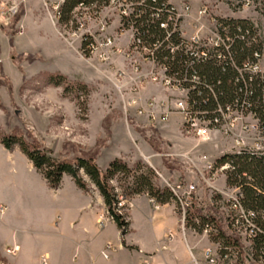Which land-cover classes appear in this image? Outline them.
Returning <instances> with one entry per match:
<instances>
[{
  "label": "rangeland",
  "instance_id": "rangeland-1",
  "mask_svg": "<svg viewBox=\"0 0 264 264\" xmlns=\"http://www.w3.org/2000/svg\"><path fill=\"white\" fill-rule=\"evenodd\" d=\"M59 1L0 0V139L13 133L33 140L57 160L93 157L102 171L115 158L130 167L142 163L155 172L154 185H182L180 192L193 185L194 199L185 226L182 228L181 209L172 201L179 221L178 230H173L178 236L173 241L169 234L164 235L161 243L174 246V256L185 258L188 264H206V249L213 251L217 264H264L261 255L255 259L244 231L232 225L233 214L224 200L211 197L210 185L224 191V196L230 193L224 177L218 174L210 185L200 177L201 159H213L230 142L215 132L209 142L186 135L179 129L177 117L163 121L137 115L135 108L127 105L133 98L143 103L164 93L148 78L139 94L130 92V80L142 79L140 74L148 73L151 66L137 53L129 59L112 56L103 61L101 48L89 55L80 51L82 32L94 34L97 43L111 36L122 46L116 8H104L97 16L90 10H77L73 23L63 25L53 14ZM170 1L180 7L189 2L194 11L203 5L216 12L227 11L220 0ZM77 21L84 24L78 32L74 30ZM103 25L105 30L100 32ZM129 61L140 65L139 72ZM80 174L88 192L78 189L67 175L59 188L52 190L18 146L8 151L0 144V208L4 210L0 214V264H12L10 260L16 256L7 255L5 249L14 245L20 248L19 258L32 260L30 264H38L43 253L49 257L48 264H139L144 256L137 248L119 249L118 229L106 220L109 216L104 206H98L96 188L82 171ZM111 185L121 194L117 181ZM134 205L135 238L144 240V235L150 234L153 206L144 197ZM129 208L125 205L126 214ZM102 214L103 225L96 223ZM202 215L213 219L209 222L214 228L211 233L194 231ZM44 222L53 226L44 227ZM219 230L232 245L227 247L232 256L229 262L221 258L220 250L227 241ZM106 242L117 248L107 261L100 256ZM165 254L157 251L148 260L165 264Z\"/></svg>",
  "mask_w": 264,
  "mask_h": 264
},
{
  "label": "built area",
  "instance_id": "built-area-1",
  "mask_svg": "<svg viewBox=\"0 0 264 264\" xmlns=\"http://www.w3.org/2000/svg\"><path fill=\"white\" fill-rule=\"evenodd\" d=\"M65 1L60 0L53 6L57 22ZM150 2L103 0L101 5L96 3L91 7L80 5L75 8L70 21L72 23V20L76 19L77 10H90L97 16L104 8H116L119 16L117 32L118 36L123 38L120 40L122 46H118L117 40L111 36H105L97 43L94 34L82 32L80 51L89 55L101 48L103 54L100 59L103 61L111 60L112 56L129 59L130 54H139L140 60L151 68L148 73L140 74L143 76L142 79L130 80V92L139 94L145 78H148L150 83L159 86L164 93L161 92L159 97H150L143 103L138 98H133L127 105L135 108L137 115L163 121L177 117L180 119L179 129L186 135L209 142L212 140V132H215L221 135L220 138H224L225 142H230V146H223V150L213 159L208 160L206 157L201 159L203 167L200 177L208 185L218 174L224 177L225 187L230 189V193L224 196V191L210 185L211 197L224 200V204L233 214L232 225L242 229L244 239L252 242L260 233L254 223L256 213L244 209L242 186L230 185L228 178L236 170L230 158L248 157L264 160V96L258 103H253L251 99L259 90L264 95V0H220L219 2L226 7V12H216L205 5L194 11L189 2L183 3L181 7L174 5L170 0ZM149 9L153 10L152 22L166 32L163 42H150L146 33L142 31L145 24L141 19L148 18ZM82 25L84 26L77 21L74 30L79 31ZM104 30L103 25L100 32ZM170 57L173 64L179 61L182 73L178 67L170 65L168 60ZM129 64L132 65V62L129 61ZM139 66L132 68L139 72ZM204 66L232 72L235 75L234 85L238 88L237 97L232 101H225L224 93H217L212 85L201 78L198 68ZM218 84L221 85L220 82ZM242 177L247 185L253 183L246 173H243ZM168 187L181 209L183 228L186 212L192 207L195 187L189 185L184 192H180L182 185ZM255 189L258 193L264 194L263 190ZM150 203L154 210L159 209V205L154 204L153 200H150ZM125 205L132 206L120 196L118 207L122 208ZM3 211L0 208V214ZM103 219L102 214L98 223L103 225ZM109 219L111 220L110 217L106 220ZM213 229L211 223L194 224V231L211 233ZM168 239H173L172 233H169ZM228 250V248L220 250L221 258L227 262L232 258ZM17 252V247L5 249L7 255L15 256ZM116 252L117 248L107 243L101 251V256L107 261L109 254ZM203 255L206 264H217L211 249H206ZM41 261L42 264H46L45 258ZM141 264L151 263L145 258Z\"/></svg>",
  "mask_w": 264,
  "mask_h": 264
},
{
  "label": "trees",
  "instance_id": "trees-1",
  "mask_svg": "<svg viewBox=\"0 0 264 264\" xmlns=\"http://www.w3.org/2000/svg\"><path fill=\"white\" fill-rule=\"evenodd\" d=\"M102 1L66 0L61 8L59 24H68L71 21L73 10L78 6L91 7L96 3L97 5H101ZM150 1L149 3H151ZM165 1L157 0V3ZM151 12L153 10L149 11L146 20L145 18L141 19L145 24L142 31L146 33V37L150 42H163L166 37V32L158 24L152 22ZM168 60L170 65H172L173 60H171V57ZM178 62L174 63L173 66L178 67L182 73L183 70L179 67ZM198 70L201 78L206 80L209 85H212L217 93L222 92L225 94V101H232L233 98L237 97L238 88L234 85L235 75L232 72L229 70L223 72L220 68L212 66L200 67ZM219 82L221 85L218 84ZM205 94L208 95L207 92ZM263 96V92L259 90L252 96V102H260ZM0 144L8 151H12L14 146H18L20 151L31 163L33 169L41 174L47 186L52 190H57L63 175H67L73 180L78 189L88 192L89 186L80 174L82 171L98 191L103 200L104 208L111 218V221L116 225L121 237L128 233L129 222L127 220V214L124 212V207H118L120 196L130 200L138 195H146L156 205L161 206L176 201L170 188L154 185L153 179L156 178L155 172L149 166L142 163H137L136 166L130 167L123 160L115 158L102 171L97 166L93 157H77L72 161L66 159L57 160L52 158L35 141H27L22 136L18 137L13 133L2 137ZM230 161L234 163L236 170L228 178V183L230 185L242 186V205L244 209L256 213L254 223L259 228L260 233L252 240V249L254 250L255 259L258 255H261L264 259V194L258 193L255 189L259 188L264 191V160L248 157H233L230 158ZM243 173H246L252 179L253 183L251 185L246 184V180L242 177ZM112 181H117L121 194H118L115 187L111 185ZM200 221L201 225H205L206 223L212 222L213 219L202 215L200 216ZM219 234L227 241V246L224 248L232 246L230 239L222 231ZM234 241L237 242V240Z\"/></svg>",
  "mask_w": 264,
  "mask_h": 264
},
{
  "label": "crops",
  "instance_id": "crops-1",
  "mask_svg": "<svg viewBox=\"0 0 264 264\" xmlns=\"http://www.w3.org/2000/svg\"><path fill=\"white\" fill-rule=\"evenodd\" d=\"M171 2V1H170ZM172 3V2H171ZM86 195V194H85ZM88 196V195H87ZM144 197L147 199L148 203H150V199H148V197L146 195H138L133 197L132 199H130L131 202V207L129 208V210H127V220L129 222V228H128V233L121 237V245H119V249H135L137 248L138 254L143 255L144 258L139 262V264H141V262L145 259V256H147L146 258H151L154 253H156L157 251L159 252H163L166 253L165 254V264H188L189 262L184 258V259H180L174 256L173 254V249L174 246L172 245H168V244H162L160 239L162 237H164V235H167L169 233L173 234V237L175 239H172L173 241L176 240L177 238V230L179 228L178 226V219L176 218V213H175V208L174 206L169 203L166 205H159V209L158 210H152V215L149 218V221L152 222V226L150 227V234L149 235H144V240H141L139 238H135L136 237V232L134 230V226H133V220H134V209H135V205H134V201H136L137 199ZM98 206L103 207V201L102 199L99 197L98 199ZM87 207H89V204L87 205ZM161 211H163L164 213H161ZM101 214V212H100ZM100 217V215H99ZM99 217H97L96 219V223H98ZM110 223L114 224L113 221L109 220ZM44 227H49L51 228L53 226L52 223L49 222H44L43 223ZM114 226L116 227V225L114 224ZM117 228V227H116ZM177 229L176 231L173 230ZM149 232V231H148ZM120 233V232H118ZM171 242V241H170ZM177 242H179V240H177ZM107 243V242H106ZM173 243V242H171ZM14 247L18 248V252L16 253L17 255H15L16 257H13L11 261L12 264H30V262L32 263V260L30 259H22L19 258L18 253L20 252V248L18 245H14ZM101 251L100 250V256H101ZM45 258L46 260V264H48V260L49 257L47 255V253H43L41 255L38 256V264H42L41 259ZM30 260V261H29ZM151 263V262H150Z\"/></svg>",
  "mask_w": 264,
  "mask_h": 264
}]
</instances>
